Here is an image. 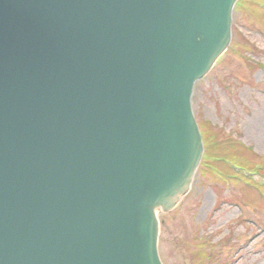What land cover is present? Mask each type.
<instances>
[{
	"label": "water",
	"instance_id": "water-1",
	"mask_svg": "<svg viewBox=\"0 0 264 264\" xmlns=\"http://www.w3.org/2000/svg\"><path fill=\"white\" fill-rule=\"evenodd\" d=\"M236 2L0 0V264H160Z\"/></svg>",
	"mask_w": 264,
	"mask_h": 264
},
{
	"label": "rangeland",
	"instance_id": "rangeland-1",
	"mask_svg": "<svg viewBox=\"0 0 264 264\" xmlns=\"http://www.w3.org/2000/svg\"><path fill=\"white\" fill-rule=\"evenodd\" d=\"M232 29L195 89L205 152L189 194L159 215L164 264H264V0H240ZM255 166L263 170L249 182Z\"/></svg>",
	"mask_w": 264,
	"mask_h": 264
},
{
	"label": "bare ground",
	"instance_id": "bare-ground-1",
	"mask_svg": "<svg viewBox=\"0 0 264 264\" xmlns=\"http://www.w3.org/2000/svg\"><path fill=\"white\" fill-rule=\"evenodd\" d=\"M211 69H213V67H212ZM197 83H198V82H197ZM197 83H196V85H197ZM194 90H195V88H194ZM194 90H193V92H195ZM192 98H193V94H192ZM192 114H193V110H192ZM193 118H194V115H193ZM197 134H198V136H199V138H200V140H201V142H202V145H203L204 138H203V133H202V131H197ZM200 167H201V166H199V167L197 166L195 171H198V170L200 169ZM188 192H189V190H188ZM156 255H157V253H156ZM159 262H160V261H159Z\"/></svg>",
	"mask_w": 264,
	"mask_h": 264
}]
</instances>
